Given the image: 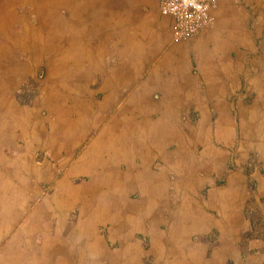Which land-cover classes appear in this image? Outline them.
Instances as JSON below:
<instances>
[{"label": "crops", "instance_id": "obj_1", "mask_svg": "<svg viewBox=\"0 0 264 264\" xmlns=\"http://www.w3.org/2000/svg\"><path fill=\"white\" fill-rule=\"evenodd\" d=\"M14 4L8 34L0 33V194L5 209L6 196L25 197L21 212L51 213L47 222L37 223L33 242L38 237L42 244L59 233L52 213L64 214L62 239L75 240L80 224L76 216L71 222V214L87 210L108 215L94 226L109 245L108 228L132 230V211L140 204L138 210L146 209L149 195L161 199L157 206L164 211L166 200L180 206L184 196L193 204L189 198L199 197L200 190L205 201L210 186H227L234 171L222 184L209 178L201 189L188 176L180 177L182 143L167 133L211 132L217 105L236 118L241 95L255 101L256 69L264 64V0H218L211 27L189 40L174 39V22L160 15L158 0H45L40 11L39 0ZM8 40L16 44L5 47ZM250 156L256 163L251 154L235 163L246 165ZM256 176L264 196V183ZM239 180L237 203H229L228 193L226 206L202 201L200 210L217 212L219 218L233 214L239 220L237 235H243L245 202L252 194L246 176L240 174ZM228 216L208 227L215 226L220 239L225 227L227 241L234 242ZM148 223L142 224L148 228ZM22 224L19 220L0 236L1 264L3 247ZM127 233L122 241L137 244L142 260L138 237L149 244L148 237ZM259 256L242 263H258Z\"/></svg>", "mask_w": 264, "mask_h": 264}, {"label": "rangeland", "instance_id": "obj_2", "mask_svg": "<svg viewBox=\"0 0 264 264\" xmlns=\"http://www.w3.org/2000/svg\"><path fill=\"white\" fill-rule=\"evenodd\" d=\"M14 1L16 0H0L1 15L7 10V15H5L7 18L5 16L0 18V23L3 24H0L1 37L8 34L9 25L15 19L13 12L15 4L18 2L14 4ZM39 1L41 4L37 6L38 11L40 8H44L45 4V0ZM10 6L13 11H9ZM39 37L40 35H37V38ZM8 41L3 44L5 47H12L16 44L14 41ZM40 41L43 46L47 43L43 37L40 38ZM261 47L264 48V38L261 41ZM261 54L264 61V52ZM256 70L259 73L256 80L258 85L255 87L259 92L258 96L253 102L250 98L241 95V113L237 114L236 118L230 116L225 106L217 105L219 116L214 119L215 128L213 131L200 129L187 135L179 131L167 133L168 137L182 143L180 145L181 154L178 157L181 176L178 170L175 172L176 175L179 174L182 178L188 176L191 181H195L198 185L197 188L201 189L202 186L208 187L209 178L215 177V180L218 178L219 184H222L223 176L228 175L230 170L234 171L228 175L231 181H228L226 187L214 188L210 186L205 201L202 200L206 197L205 190H200L199 197L189 198L195 202L193 204L189 203L184 196H182V205L180 206H177V201L169 203L166 200L164 211L157 206L161 204V199L151 194L145 199L146 209L138 210L141 204L133 209L131 216L134 226L132 230L129 228L125 230L108 228V232H110L109 245L95 233L94 226L95 222L100 223L102 219H108V215L106 213H91L87 210L71 214V222L75 220L76 216L80 224L78 225V237L75 240L62 239L63 228L61 225L64 214L52 213L53 220L58 224L59 233L56 234V237H45L42 244H37L41 240L36 237L35 243L31 236L37 228V223L40 220L44 223L47 222L51 213L43 212L39 208L31 213L21 212V206L24 208L25 197L9 198L6 196L7 209H5L1 205L3 199L0 194V236L4 231L14 230L15 224L19 220L23 222L17 230L15 229L16 231L3 247V264H208L211 259H215V264H221L225 257L229 258L227 264H243L242 262H246L245 258H253L264 253V196H259L255 180L256 174H258L264 183V64ZM245 71L252 72L250 69ZM168 140L169 138L166 141ZM189 144L190 146L187 147ZM250 154L255 156L256 163L253 162L252 156L247 159L246 165L235 163ZM240 174L246 176L250 185L248 193L252 194L245 202L246 231L244 236L241 233L237 235L239 232L238 218L233 214H220L222 217L229 215L228 223L231 228L229 232L232 234L231 238L234 242L231 240L228 242L225 227H221L222 239L219 238L220 231L215 229V226L208 227L212 222H221V216L219 218L217 212L202 211L200 207L202 201L207 205H216L223 201V206H226L228 193L231 198L229 203L234 201L237 203L241 193ZM10 206H16V209H9ZM151 206L156 211H147ZM202 216L205 219L200 221L199 218ZM143 221H149L148 228L144 227ZM152 228H154V233ZM125 232H128L126 237L132 232L134 234L141 232L148 237L149 244L144 237H138L139 240L143 239L144 256L142 260H140L141 250L137 244L130 245L126 241H122L121 237ZM19 234L22 239H19ZM156 234L162 236L160 241L156 239ZM237 239H240L238 243ZM117 241L119 245L115 248L114 244ZM199 254L200 257H198ZM236 257L239 259L235 262L233 259ZM256 260L258 263L253 262L252 264H264V255L257 257Z\"/></svg>", "mask_w": 264, "mask_h": 264}, {"label": "built area", "instance_id": "obj_3", "mask_svg": "<svg viewBox=\"0 0 264 264\" xmlns=\"http://www.w3.org/2000/svg\"><path fill=\"white\" fill-rule=\"evenodd\" d=\"M218 0H158L159 13L173 20L175 40H189L212 25Z\"/></svg>", "mask_w": 264, "mask_h": 264}, {"label": "bare ground", "instance_id": "obj_4", "mask_svg": "<svg viewBox=\"0 0 264 264\" xmlns=\"http://www.w3.org/2000/svg\"><path fill=\"white\" fill-rule=\"evenodd\" d=\"M8 1V0H7ZM10 1V0H9ZM2 2V1H1ZM5 2V1H4ZM4 4V3H3ZM7 4V3H6ZM1 8V7H0ZM1 17V16H0ZM6 18H7V16H6ZM5 22V21H4ZM6 23V22H5ZM0 24H2V23H0ZM3 25V24H2ZM2 28V27H1ZM263 75V74H262Z\"/></svg>", "mask_w": 264, "mask_h": 264}, {"label": "water", "instance_id": "obj_5", "mask_svg": "<svg viewBox=\"0 0 264 264\" xmlns=\"http://www.w3.org/2000/svg\"><path fill=\"white\" fill-rule=\"evenodd\" d=\"M40 72H41V70H40Z\"/></svg>", "mask_w": 264, "mask_h": 264}]
</instances>
